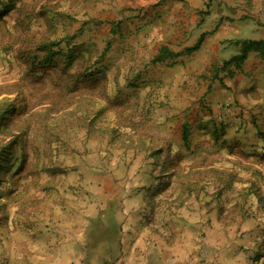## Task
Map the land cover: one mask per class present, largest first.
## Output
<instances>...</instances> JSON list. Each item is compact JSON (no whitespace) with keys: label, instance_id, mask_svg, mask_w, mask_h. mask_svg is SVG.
<instances>
[{"label":"rangeland","instance_id":"rangeland-1","mask_svg":"<svg viewBox=\"0 0 264 264\" xmlns=\"http://www.w3.org/2000/svg\"><path fill=\"white\" fill-rule=\"evenodd\" d=\"M111 15V0H0V264H62L65 246L73 264H126L124 244L150 240L160 263L264 264L258 80L226 77L209 100L208 70L175 82Z\"/></svg>","mask_w":264,"mask_h":264},{"label":"crops","instance_id":"crops-1","mask_svg":"<svg viewBox=\"0 0 264 264\" xmlns=\"http://www.w3.org/2000/svg\"><path fill=\"white\" fill-rule=\"evenodd\" d=\"M111 10L109 25L113 32L118 30L121 20L128 24L137 43L153 45L155 54L161 47L166 49L163 60L176 62L179 72L175 82L182 84L185 77L181 75L186 71L198 75L208 70L204 87L208 94L212 93L208 97L211 100L224 89L226 77L235 79L241 72H248L253 80H258V91L264 92V58L258 51H249L240 66L232 62L224 64L239 53L242 40L264 39V0H111ZM142 13L146 16H141ZM200 38L199 46L191 49ZM237 87L238 82L234 91ZM105 215L114 221L122 216L117 211ZM144 245L131 241L124 244V263L173 264L166 252L165 262L160 263L161 251L151 240ZM60 248L55 255L62 264H73L68 246Z\"/></svg>","mask_w":264,"mask_h":264},{"label":"trees","instance_id":"trees-1","mask_svg":"<svg viewBox=\"0 0 264 264\" xmlns=\"http://www.w3.org/2000/svg\"><path fill=\"white\" fill-rule=\"evenodd\" d=\"M201 41V38L198 40V42L191 48L195 49L199 46ZM55 42H50L47 45H45V49L48 51V53L51 55H54L55 49H54ZM59 50V49H58ZM251 50L258 51L260 55L264 58V39L260 40H252V39H244L240 42V50L238 54L233 55L230 59L224 61V64L228 63H234L236 66H240L241 62L246 58L247 53ZM167 54L166 49L164 47H161L156 56L154 57L153 60L159 61L162 60L163 57ZM44 62H49V58L44 60ZM13 112V109H9V112ZM187 131H183V140L184 142H187Z\"/></svg>","mask_w":264,"mask_h":264}]
</instances>
